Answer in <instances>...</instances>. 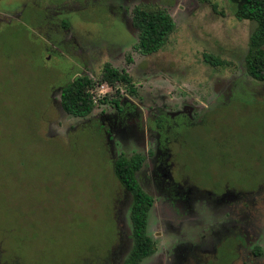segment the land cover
I'll list each match as a JSON object with an SVG mask.
<instances>
[{
  "label": "rangeland",
  "instance_id": "374dc122",
  "mask_svg": "<svg viewBox=\"0 0 264 264\" xmlns=\"http://www.w3.org/2000/svg\"><path fill=\"white\" fill-rule=\"evenodd\" d=\"M138 7L165 10L176 23L152 55L137 49ZM255 28L236 19L229 0H0V264H123L135 242L114 161L135 155L146 158L140 181L156 204L147 229L155 251L140 264H181L182 242H218L240 220L244 230L231 231L216 254L182 264H264V82L245 68ZM107 64L133 87L104 83L90 116L67 114L62 87L81 75L98 80ZM222 103L186 149L174 146L173 177L219 193L247 192L226 185L243 177V186L262 188L228 208L199 200L183 225L169 221L164 198L150 190L156 135L137 143L115 131L110 144L102 117L130 107L150 121L184 104L200 112ZM244 232L248 243L237 246Z\"/></svg>",
  "mask_w": 264,
  "mask_h": 264
},
{
  "label": "trees",
  "instance_id": "16d2710c",
  "mask_svg": "<svg viewBox=\"0 0 264 264\" xmlns=\"http://www.w3.org/2000/svg\"><path fill=\"white\" fill-rule=\"evenodd\" d=\"M229 2L234 6L238 21H250L256 25L250 38L245 68L253 79L264 82V0H229ZM132 22L139 32L137 49L143 55H152L163 49L176 30V23L171 15L161 9L138 7L134 11ZM64 26L68 27L69 23L64 22ZM206 60L215 66L225 65L222 61H213L209 57H206ZM104 83L113 87L119 83L133 87L131 78L125 70L120 71L107 64L98 80L88 75H81L62 87L60 101L63 110L77 118L90 116L98 105L93 99L92 90L97 84ZM116 104L118 105V101ZM144 163L145 157L142 155L131 158L121 156L114 162L116 179L133 197L130 217L135 243L123 264H140L155 251L153 241L147 232L153 199L142 189L137 180V173Z\"/></svg>",
  "mask_w": 264,
  "mask_h": 264
},
{
  "label": "flooded vegetation",
  "instance_id": "af4514ba",
  "mask_svg": "<svg viewBox=\"0 0 264 264\" xmlns=\"http://www.w3.org/2000/svg\"><path fill=\"white\" fill-rule=\"evenodd\" d=\"M227 104L228 103H222L218 107L213 106L211 109L200 112L196 108L184 104L176 111H160L157 116L150 120L151 122L146 119L138 109L135 108L131 110L130 107L119 108L118 113L113 116L104 115L102 117V120L104 121L103 126L107 125L108 127V129H105V132L107 140L110 144L112 142V135L115 131L121 132L123 136L128 138H135L136 141H139L137 143H143V141H147L149 139L150 135H156L155 148L153 149L154 152H149V156H147L152 185L150 190H158L159 195L164 198V204L166 205L167 210L171 211L169 221L173 222V220H175L179 222V224L182 223L183 225L187 219L186 217L192 213V207L199 200L206 201L210 205L215 204L219 207L228 208L230 203H237L241 196H251L254 192L253 190L257 188L261 190L262 188V184L260 183H258V185L253 189L248 186H243V182L248 180V177H243L237 184L226 181V185L228 184V187H232L234 189L247 190V192L237 193L236 191L227 190L223 193H219L220 191L218 192V190H220V188L217 190L201 189L198 185L189 184L187 181L180 183L173 177L172 168L175 165L172 159L174 155V146H180V149L182 150L186 149L188 139H190L193 135L195 137L200 135L202 131L201 129L206 122V118L216 109L227 106ZM106 121L108 124H106ZM184 143H186V145H184ZM141 170L137 173V180L142 187L140 181ZM148 186L150 187V184H148ZM149 195L153 199V209L156 205L155 200L151 194ZM128 197L132 207L133 197L130 193L128 194ZM223 203H226V205ZM242 218L241 219L245 221L244 219L246 218V214L244 212ZM169 221H167V219L165 221L168 223L167 227L170 229L175 228L171 225H174L177 222L172 223ZM244 225L243 227L245 228L246 224ZM236 228L244 230L241 226V220L238 222L231 221L229 225L223 227V230L218 234V242H212L211 244L202 243L197 247H193V245H191L192 247L187 246L184 242H182L180 245L181 247H178V249L181 248L185 250L184 255L181 256V264L183 262H188L190 258L195 255H199L200 252L209 253L214 251L216 254L218 251L217 248L222 246L221 244L227 241V238L229 239V234ZM235 240H238L237 246L242 243L246 246L248 243L245 232L242 237H236ZM126 250L127 247L125 251ZM258 251H260V249L253 251V254L257 257L262 253L261 251L258 253Z\"/></svg>",
  "mask_w": 264,
  "mask_h": 264
},
{
  "label": "built area",
  "instance_id": "2783aa9c",
  "mask_svg": "<svg viewBox=\"0 0 264 264\" xmlns=\"http://www.w3.org/2000/svg\"><path fill=\"white\" fill-rule=\"evenodd\" d=\"M105 87L104 84H97L95 86V88L92 90V94H93V99L95 102H97V97H96V93L99 92L101 89H103Z\"/></svg>",
  "mask_w": 264,
  "mask_h": 264
}]
</instances>
